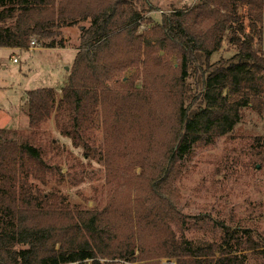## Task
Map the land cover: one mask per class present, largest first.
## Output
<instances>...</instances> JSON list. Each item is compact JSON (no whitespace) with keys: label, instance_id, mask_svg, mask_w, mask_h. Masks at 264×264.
Returning a JSON list of instances; mask_svg holds the SVG:
<instances>
[{"label":"trees","instance_id":"1","mask_svg":"<svg viewBox=\"0 0 264 264\" xmlns=\"http://www.w3.org/2000/svg\"><path fill=\"white\" fill-rule=\"evenodd\" d=\"M149 3L0 0V48L26 49L32 37L52 38L56 27L90 20L60 97L53 88L26 91L29 133L0 128V264H250L248 253L264 257V242L238 226L216 225L219 242L185 239L173 194L193 148L229 134L245 108L264 114V55L254 46L262 42L264 0H197L161 12L158 23L144 17ZM227 34L235 53L210 62ZM51 123L81 149L71 169L83 176L100 166L104 184L118 181L120 190L94 187L100 200L91 206L93 198L77 190L82 202L71 203L58 145L39 136ZM263 141L252 147L264 162Z\"/></svg>","mask_w":264,"mask_h":264},{"label":"rangeland","instance_id":"2","mask_svg":"<svg viewBox=\"0 0 264 264\" xmlns=\"http://www.w3.org/2000/svg\"><path fill=\"white\" fill-rule=\"evenodd\" d=\"M196 1L150 0L153 10L144 17L158 23L161 12L190 7ZM243 13L240 9L239 15L246 27L247 20ZM89 24L90 20H87L56 27L52 30V38L32 37L26 49L11 51L0 48V128L29 133L23 101L26 91L53 88L56 96L60 97L59 89L73 64L81 32ZM145 29L141 21L137 33L142 35ZM261 29L262 42L254 46L264 55V16ZM245 31L247 32L246 28ZM229 38L230 35L227 34L221 48L211 54L210 62L229 58L235 53L236 48L229 43ZM32 41L34 45H31ZM60 42L63 47H58ZM49 44L54 47L46 48ZM12 55L16 62H12ZM159 55L165 58L163 51H159ZM130 73L128 71L125 74L129 76ZM44 130L48 131L39 132L41 140H53L62 154L61 173L65 184L67 182V194L71 203L82 202L77 190L85 197L93 198L87 202L88 206L97 199L100 200L99 195L92 194L91 189L94 187H102L107 194L116 187L117 191L120 190L118 181L104 184L100 166L94 164L87 167L83 176L78 168L71 169L69 166L74 164L75 157H80L81 149L73 148L70 140L61 136L52 123L47 124ZM96 137L100 138V133ZM257 137L264 139V114L245 108L239 122L229 134L216 139L209 146L193 148L180 163L179 173L173 183V194L176 206L185 219L186 226L182 233L185 239L194 243L219 242L222 231L216 225L223 224L246 229L251 237L261 244L264 242V162L252 147ZM66 153L71 156L68 154L70 157L66 158ZM137 172L138 170L136 174ZM69 175L72 177L70 180ZM176 235L179 237L181 233L176 231ZM248 255L250 264H264L263 256L257 260L249 253ZM116 263L128 264L118 260L114 264ZM159 264H175V261L161 259Z\"/></svg>","mask_w":264,"mask_h":264},{"label":"crops","instance_id":"3","mask_svg":"<svg viewBox=\"0 0 264 264\" xmlns=\"http://www.w3.org/2000/svg\"><path fill=\"white\" fill-rule=\"evenodd\" d=\"M4 49H7V50H11V51H17L19 50L18 48H4ZM22 51V50H21ZM11 58H13V55L11 56ZM74 58V57H73Z\"/></svg>","mask_w":264,"mask_h":264},{"label":"built area","instance_id":"4","mask_svg":"<svg viewBox=\"0 0 264 264\" xmlns=\"http://www.w3.org/2000/svg\"><path fill=\"white\" fill-rule=\"evenodd\" d=\"M34 44H35V43L32 41V42H31V45H34ZM12 62H16L15 57L12 58Z\"/></svg>","mask_w":264,"mask_h":264}]
</instances>
